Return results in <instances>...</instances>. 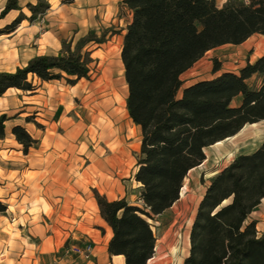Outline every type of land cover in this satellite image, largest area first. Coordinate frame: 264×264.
<instances>
[{
    "label": "trees",
    "instance_id": "16d2710c",
    "mask_svg": "<svg viewBox=\"0 0 264 264\" xmlns=\"http://www.w3.org/2000/svg\"><path fill=\"white\" fill-rule=\"evenodd\" d=\"M122 5L132 13L121 59L126 108L142 133L134 174L141 190L138 203L127 197L110 200L97 189L94 193L112 229L110 254L123 255L125 264H148L158 240L153 221L180 199L189 171L206 159V148L264 119V54L239 72L193 82L179 95L182 74L209 50L264 33V0H226L222 6L216 0H123ZM26 7L30 15L19 0H7L0 19L12 10L20 13L0 26V36L14 32L24 19L43 16L51 4L37 0ZM91 41L102 42L92 32L75 46L63 40L57 54L36 55L14 72L0 73V96L9 88L34 90V78L65 77L69 84L89 79L94 59L85 47ZM219 69L217 62L214 72ZM7 120L0 114V138ZM263 198L264 140L210 179L183 264H264V232L251 219ZM7 208L0 200V214Z\"/></svg>",
    "mask_w": 264,
    "mask_h": 264
},
{
    "label": "crops",
    "instance_id": "0c3cea01",
    "mask_svg": "<svg viewBox=\"0 0 264 264\" xmlns=\"http://www.w3.org/2000/svg\"><path fill=\"white\" fill-rule=\"evenodd\" d=\"M36 1L26 0L27 3ZM6 2L7 0H1L2 8ZM49 2L50 9L40 18H47L50 22L48 26L57 30L58 35L54 37V42L58 46L55 54L62 49L60 42L63 38L74 36V39H78L87 34L88 28L85 25L87 16L93 12L90 10L93 5L104 8L107 4L112 7L120 4L122 8L128 10L122 5L123 0H49ZM87 4L89 8L84 9L82 5ZM19 5L22 6L21 0ZM87 10L89 12H86ZM14 11L20 13L19 10H12L0 20H5ZM128 11L130 22L132 13ZM6 23L8 22L5 21L3 24ZM125 31L126 28L123 30V37ZM48 33H52V30H47L46 34ZM99 51L103 49L99 47L91 50L92 56L102 58ZM105 51L109 54L108 49ZM204 57L205 55L202 58ZM105 70H110V66L104 68L96 80L91 81L90 77L81 78L76 84L67 83L83 101L81 107L89 111L96 110L93 108V98L105 101L104 107L100 109L109 122L88 123L84 116L78 122L74 119L68 121L66 137L56 132L50 134L46 142L45 136L31 129L33 135L36 133L37 136H41L40 146L31 147L25 152L22 149L0 148V200L8 206L6 213L0 214V264H125L123 255H112L108 250L112 229L102 218L94 193V189H97L110 200L121 197L130 200L128 197L130 181L124 180L120 172L124 171L122 169L131 161L132 149L125 142L126 138L131 140L132 134L126 133L128 122H124L120 115L111 114L113 106L116 105L114 93H118L117 84L114 90L99 95L97 86H105L107 82L102 79ZM108 76L111 83L116 82L115 74L110 73ZM64 79L65 77L42 81L34 78V90L9 88L0 98L15 89L25 94L27 109L31 113L53 117L56 111L50 108L54 106L56 94H51L49 86L53 85L54 81ZM67 99L63 98L62 102L65 105L71 104L72 102ZM74 111L75 106H72L67 113ZM128 116L138 132L139 139V146L135 151V167L130 178L138 188L139 195L141 184L135 180L134 174L137 170V154L142 133L129 113ZM37 119L46 122V119L40 116ZM52 121V125L61 124L59 120ZM102 144L110 146V154H105ZM84 161L87 163L84 164ZM204 162L191 169L189 173ZM251 219L256 220L259 233L264 232V198L251 213ZM87 240H91L93 245L90 257L76 253L66 254V247L83 246Z\"/></svg>",
    "mask_w": 264,
    "mask_h": 264
},
{
    "label": "rangeland",
    "instance_id": "374dc122",
    "mask_svg": "<svg viewBox=\"0 0 264 264\" xmlns=\"http://www.w3.org/2000/svg\"><path fill=\"white\" fill-rule=\"evenodd\" d=\"M225 1L226 0H216V3L222 6ZM26 3V0H21L23 11L29 15L30 11L26 7ZM82 7L84 9L89 8L88 4L82 5ZM90 8H92L90 10H93V12H90V15L87 16V24L85 25V27L88 28L87 34L92 32L97 38H101L102 42L100 43L104 42L103 45H98L97 43L99 42L91 41L85 47L88 50L98 49L99 47L103 49V51L98 52L99 55H102V58H94V56H92L94 62L91 65V81L96 80L100 74H102L104 68L110 66L109 59L112 55L116 54L122 63L120 67H117L118 73L115 74V80L117 81L118 93L123 100V106L121 107L119 115L123 118L124 122H128V131H126V133L129 132V134H132L131 140L126 138L125 144L131 146L132 151L131 161L122 169L124 171H121L120 174L123 175L124 180L130 181L128 183V197L130 201L138 203V188L134 186L130 178L135 167V151L138 149L139 139L138 132L133 127L126 109L127 83L121 59L123 30L126 28L131 17L129 11L122 8L120 4L113 7L107 4L104 8L93 5ZM2 9L0 0V12ZM86 12L89 11L87 10ZM18 14L19 12L17 11L12 12L5 20H0V26H4L5 24L3 23H5V21L9 22L11 18ZM49 24L50 22L47 18L42 19L38 17L36 21L33 22L29 20L22 22L15 32L0 36V73L14 72L17 67L25 66L27 62L36 55L55 54L58 46L54 42V37L58 34L55 28L52 29V27L48 26ZM47 30H52L53 35L52 33L46 34ZM79 39L80 38L74 39V36L68 39L63 38L60 42V48H62L63 40L72 41V45L75 46ZM106 49L109 50V54L105 53ZM263 54L264 33H255L240 44L229 43L213 48L209 50L205 54V57L197 64L182 74L181 79L183 84L179 90V95L182 93L184 87L198 80L212 78L224 71L239 72L240 68L248 61L254 62ZM217 62L220 69L214 72ZM49 89L52 95L56 94L54 97V106L50 108L56 111L53 117L31 113L30 110L27 109L28 105L25 102V94L15 89L10 90L3 98H0V114L5 113L8 116V120L5 123L7 128L6 135L4 140H0V148L22 149L24 152L28 151L31 147L40 146L41 136H37L36 133L33 135V130L45 136V141L48 142L47 138L49 135L56 132L66 137L69 120L74 119L78 122L80 119H83V107L81 106H83L84 103L78 94H75L74 90L68 85L65 79L54 81L53 85L49 86ZM63 98H68L67 100H70L72 103L65 105V103L62 102ZM72 106H75L74 113H67L68 109H71ZM115 106L113 107L115 108ZM77 111H79L78 113L80 115H78ZM90 115L91 114L87 116L90 117ZM38 116L45 118L46 122L38 120ZM52 120H59L61 124H57L58 126L55 124L52 125ZM28 122H32L31 125H28ZM17 127L20 128L18 129ZM254 137L256 138L254 139ZM263 140L264 122L259 123L251 132L241 134L237 137L235 143L226 141L223 145L206 148V160L204 164L191 171L184 181V184L187 186L184 195L180 197L173 207L162 215H159L156 220L153 221L154 230L158 238V248L154 257L148 264H182L189 250V234L198 204L204 195L210 179L217 172L229 165L237 155L254 151ZM101 146L105 154L111 153L110 146L108 147L105 144ZM235 147H237V149L233 155L231 157H225L230 150ZM83 163L86 164L87 161ZM165 235H168L169 239L172 235L176 237V241L171 245H176L179 248V252L174 257H172L169 252L172 246L161 241ZM164 247L166 248L165 250L163 249Z\"/></svg>",
    "mask_w": 264,
    "mask_h": 264
},
{
    "label": "bare ground",
    "instance_id": "6f19581e",
    "mask_svg": "<svg viewBox=\"0 0 264 264\" xmlns=\"http://www.w3.org/2000/svg\"><path fill=\"white\" fill-rule=\"evenodd\" d=\"M109 65H110V70H105L104 75L102 77L103 80H106L107 82L104 85H99L98 87V92L99 95H105L106 92H108V90H114L115 84H117L116 82L111 83V81L109 80V74L113 73L116 74L118 73V68L122 65L121 60L118 56H116V54L112 55L111 58L109 59ZM14 71V69H13ZM3 73H7V72H3ZM114 93V92H113ZM98 98H93V108H96V110H98L99 112L97 113L96 110H91L89 111L87 108H83L82 113L84 114V116L87 118V122L88 123H93V124H97L98 122L101 121H108L109 119L105 116V114L103 113L102 107H104V102L105 101H98ZM114 101L116 103L115 108L113 109V111H111L112 116H118L120 114L121 111V107L123 106V100L121 98V95L119 93H114ZM90 115V117H88L87 115ZM264 122V119L259 121V122H255V123H250L247 124L239 133L230 136L224 140H220L217 141L216 143L209 145L207 148H213V147H217L220 145L225 144L226 141H232V143L236 142L237 137H239L241 134H246L247 132H251L259 123ZM256 137H254L255 139ZM237 147H235L234 149H231L230 152L225 156V157H231L233 155V153L236 151ZM206 160V159H205ZM187 188V186L184 184V186L182 187V191H181V196L184 195V191ZM163 243H168L170 247V254L172 257L176 256L179 252V248L176 245H171L176 241V237L174 235L171 236V238L169 239L168 235H165L163 237V239L161 240ZM158 245L156 247V251H157ZM164 250L166 249L165 247L163 248Z\"/></svg>",
    "mask_w": 264,
    "mask_h": 264
},
{
    "label": "built area",
    "instance_id": "2783aa9c",
    "mask_svg": "<svg viewBox=\"0 0 264 264\" xmlns=\"http://www.w3.org/2000/svg\"><path fill=\"white\" fill-rule=\"evenodd\" d=\"M92 241L87 240L83 246H68L65 249L66 254L76 253L81 254L85 257H90L92 254Z\"/></svg>",
    "mask_w": 264,
    "mask_h": 264
},
{
    "label": "water",
    "instance_id": "95a60500",
    "mask_svg": "<svg viewBox=\"0 0 264 264\" xmlns=\"http://www.w3.org/2000/svg\"><path fill=\"white\" fill-rule=\"evenodd\" d=\"M182 191V190H181Z\"/></svg>",
    "mask_w": 264,
    "mask_h": 264
}]
</instances>
